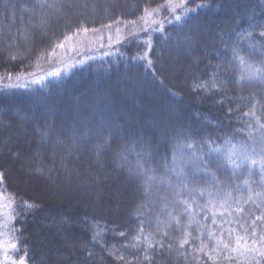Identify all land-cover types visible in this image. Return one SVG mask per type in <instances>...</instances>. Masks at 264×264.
Masks as SVG:
<instances>
[{"label": "trees", "instance_id": "obj_1", "mask_svg": "<svg viewBox=\"0 0 264 264\" xmlns=\"http://www.w3.org/2000/svg\"><path fill=\"white\" fill-rule=\"evenodd\" d=\"M169 1L0 0L4 78L29 74L78 33L148 13L165 19L160 32L98 53L103 57L86 59L33 94L0 97V193L12 202V238L26 264H254L241 252L228 260L213 249L222 232L226 238L238 228L236 209H244L239 225L246 227L264 215V174L219 166L214 155L211 163L192 157H203L207 142L264 145V81L238 83L247 65L264 67V0H186L180 24L169 20ZM233 47L246 65L233 61ZM21 129L32 140L22 153L33 158L32 182L53 189L74 173L83 188L92 187L96 203L54 200L22 186L10 166V154L21 157L11 134ZM121 129L122 138L98 153L104 137ZM133 140L151 149L143 158L155 177L150 182L136 174L134 153L118 155ZM174 153L179 179L171 171ZM217 191L231 193L232 214L225 210L213 224L207 193ZM256 226L264 235V222ZM66 242L74 247L63 249Z\"/></svg>", "mask_w": 264, "mask_h": 264}, {"label": "rangeland", "instance_id": "obj_2", "mask_svg": "<svg viewBox=\"0 0 264 264\" xmlns=\"http://www.w3.org/2000/svg\"><path fill=\"white\" fill-rule=\"evenodd\" d=\"M186 0H170L168 3V11L170 12V19L175 20V16H182L186 13ZM172 13V15H171ZM165 19H159L158 14L148 13L143 18L136 22L131 23H117L114 26L99 29L91 32L78 33L73 37L66 39L63 42V47H57L54 49L44 61L38 63L36 68L27 75H21L18 77L4 78L0 77V97L9 99L15 94L27 95L35 93L42 85L48 81L56 79L62 75H67L75 67H79L86 61V59L96 56L102 58L103 56H98V53H112L115 49L122 46L129 40L133 38L141 37L143 34L152 35L161 31L164 26ZM168 20V21H169ZM49 73H59L58 76H50ZM41 81L40 83H33V81ZM19 136L14 138V134H11L13 141H17L19 144V149L21 153L20 160L14 159L13 155L10 154V166L14 169L20 178L22 186H33L46 195L56 200L58 197L69 198H79L81 203H84V199L87 204L96 203L94 200L97 194L92 193L93 189L83 188L84 184L77 180L74 173L69 176L64 175L62 180V185H54L50 189L45 183L31 181L30 174L31 170L27 169V166L32 163V157L23 156L27 147L30 148V141L27 139L26 131H18ZM23 138H25L23 140ZM26 147V148H25ZM36 156H34L35 158ZM17 177V180H19ZM14 179L16 177L14 176ZM97 184H94L96 186ZM49 188V189H48ZM44 195V194H43ZM2 203L5 205V215L0 217V224L5 225L0 231L4 232V238L7 239L12 234L13 216L8 213V206H12V202L3 194ZM64 199V200H65ZM83 199V201H82ZM13 239V238H12ZM63 249L67 246V249L72 248L73 245L68 246V243H64ZM74 247V246H73ZM0 258L4 260V264H11L13 260L19 261L20 257H17L16 250L10 251L5 249V252H0ZM26 264V263H25Z\"/></svg>", "mask_w": 264, "mask_h": 264}, {"label": "snow or ice", "instance_id": "obj_3", "mask_svg": "<svg viewBox=\"0 0 264 264\" xmlns=\"http://www.w3.org/2000/svg\"><path fill=\"white\" fill-rule=\"evenodd\" d=\"M175 22L177 24H180L183 20V18L179 15L175 16ZM261 35H264V33H261ZM63 43L59 45V47H63ZM143 59V58H141ZM232 59L234 62L240 64V65H246V61L242 56H237V49L236 47H233L232 49ZM148 67L152 68V62L148 61ZM249 68V71L247 74H243L240 78V81L238 83L242 82L243 80H257V81H264V67H255L253 68L251 65H247ZM50 76H58L59 73H49ZM9 78H11L9 74ZM41 81H33V83H40ZM203 87V86H201ZM247 115V113H246ZM259 123V121H257ZM264 127V125H262ZM101 134L102 133H98ZM124 134V130L121 129L118 132H116L114 135L110 134L106 137H104V141L102 144H98L96 146L97 152L99 153L102 150H106L110 143L113 140H120ZM214 142H207V153L203 157H192L195 160H204L208 159L209 163H211L210 157L213 155L215 156L216 161L218 162L219 166L227 165L230 169L235 171L236 169L246 166L250 171L254 168H258L261 174H264V145H262L259 149H248L243 146H238L235 144H231L230 141L226 140L223 145H218L213 147ZM136 145L139 146V151L136 150ZM183 147V145L181 146ZM187 147L191 149L192 145L188 144ZM203 151V150H201ZM134 153L137 156V175L146 177L147 181H152L155 179L154 176L149 175V170H145L143 158L148 156L151 152V149L149 146L144 143L142 140H133L132 145H123L121 147V152L118 153L121 159H127L125 153ZM235 157V159H234ZM176 164V155L173 154V165L174 167L171 169V171L176 175V177L179 179L183 172L182 170L178 171L175 167ZM167 167V166H166ZM207 165H202L201 171L204 173V175H209V173L206 171ZM3 174L0 173V179H2ZM247 184V182H245ZM187 186L185 185V188ZM147 190V189H146ZM200 195H205V192L203 189L200 190ZM231 195V193H222L220 191H217L215 193L208 192L207 196L209 197L207 208L212 213V223L216 224V218L217 216L223 217L225 215V210H228V214H232L231 206L228 200V197ZM3 196H0V217L4 216L5 213V205L2 203ZM186 203V202H182ZM235 203L239 204L241 201L237 200ZM243 203H247V201H243ZM25 208H31L32 206L25 203L23 205ZM257 207H260V205H257ZM219 208L220 211L217 212L216 209ZM236 216H237V224L238 228L233 229L229 228L227 237L225 238L223 232L221 233L220 237L216 238V248L213 249V251L219 250V252H222L225 255V259L232 260L234 259L232 253L241 252L244 254L248 260L254 262V264H264V235L258 233L256 222H264V215H259L255 217V221L252 225L244 226L239 225V219L243 218L242 213L244 209L241 207L239 209H236ZM8 213L13 216V219H15V213L12 208V206H8ZM207 219V216L205 217ZM231 223V222H229ZM5 225L0 224V229H3ZM14 229L11 230V234H15ZM123 235V233H121ZM209 237H213L214 233L209 232ZM183 243H187V240L183 241ZM18 247L17 241L11 238V235L9 238H4V232L0 231V252H5V249L10 251H15ZM0 264H4V260L0 258ZM11 264H25V257H21L20 260L17 262L13 260Z\"/></svg>", "mask_w": 264, "mask_h": 264}]
</instances>
